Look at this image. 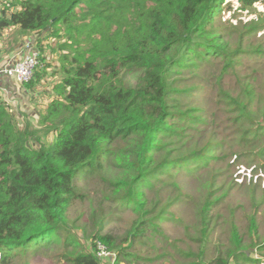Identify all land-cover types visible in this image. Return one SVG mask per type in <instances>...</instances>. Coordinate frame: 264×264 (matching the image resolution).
<instances>
[{"label": "trees", "instance_id": "16d2710c", "mask_svg": "<svg viewBox=\"0 0 264 264\" xmlns=\"http://www.w3.org/2000/svg\"><path fill=\"white\" fill-rule=\"evenodd\" d=\"M239 2L242 9L264 4V0ZM4 3L0 32L11 26L24 34L48 29L38 44L56 38L62 41L58 48L63 53L58 59V98L50 101L46 113L39 114L36 126L21 124L0 98V264H7L10 254L27 256L56 248L63 264H102L95 255L98 243L109 252L116 251L117 264L128 262L130 254L124 245L132 248L141 242L163 211L158 204L150 205L143 191L154 187L160 171H170L165 165L178 163L180 167L184 160H154V155L164 152L155 142L157 135L171 130L165 124L167 103L177 91L168 77L190 65L197 48L208 56L226 53L210 38L209 26L227 0ZM38 48L42 51L41 44ZM35 72L24 85L30 93L40 77ZM133 73L138 74L135 86L124 80ZM239 107L248 108L250 115L251 106ZM249 122L253 126L254 119L243 121L247 125ZM254 131L249 129L248 135ZM253 137L249 140L252 144L257 139L264 142V127ZM132 139L121 161L127 170L126 180L109 181L114 188L109 189L108 197L121 202L130 199L127 209L135 218L122 239L97 230L86 247L82 244V240L88 241L84 234L78 238L67 224L69 206L83 198L77 181L101 175L113 153L112 143ZM260 148V156H264V147ZM211 209L208 205L201 212L203 235L208 230ZM113 217L108 215L106 219ZM251 228L256 227L251 224ZM235 243H240L237 238ZM231 256L234 259L239 255L233 252ZM215 263L228 261L217 258Z\"/></svg>", "mask_w": 264, "mask_h": 264}, {"label": "rangeland", "instance_id": "374dc122", "mask_svg": "<svg viewBox=\"0 0 264 264\" xmlns=\"http://www.w3.org/2000/svg\"><path fill=\"white\" fill-rule=\"evenodd\" d=\"M242 6L239 0H227L209 26L210 38L225 50L224 55L208 56L197 48L190 65L173 70L168 77L179 93L169 96L165 124L171 130L157 135L155 142L164 152L154 155V160H184L180 167L178 163L165 165L170 171H160L154 187L143 191L150 205L158 204L163 210L161 219L154 221L156 226L148 229L141 242L132 248L124 245L131 257L119 264H216L217 258L227 264H264V156H260L264 142H249L264 127V4ZM44 41L51 43L53 67L47 65L57 74L62 41ZM37 70L42 74L43 69ZM51 77L40 85V91L52 95L49 99L40 95L33 104L40 116L50 99L58 98ZM124 80L138 85V74ZM239 105L251 106L250 115L248 108ZM10 107L13 112L15 106ZM246 118L254 119L253 126L243 123ZM249 129L254 133L248 135ZM133 140L112 143L113 153L102 174L77 181L83 198L69 206L67 224L78 238L84 234L86 247L97 230L122 239L135 218L127 209L130 199L121 202L108 197L114 188L111 182L126 180L121 161ZM208 205L212 209L203 235L201 212ZM108 215L115 221H108ZM57 252L56 248L24 256L21 251L16 257L8 255L7 264H63ZM233 252L239 256L233 259ZM110 253L116 256V251Z\"/></svg>", "mask_w": 264, "mask_h": 264}, {"label": "crops", "instance_id": "0c3cea01", "mask_svg": "<svg viewBox=\"0 0 264 264\" xmlns=\"http://www.w3.org/2000/svg\"><path fill=\"white\" fill-rule=\"evenodd\" d=\"M6 1L9 2L10 0H3L0 2V10L4 5H7L4 3ZM44 34V32L24 34L17 26L8 27L0 32V68L11 67L20 61L24 55L32 52L38 54V59L41 58L37 69H43V71L42 74H40L38 70H36L35 73H39L40 77L35 81L31 93L26 90L24 85L18 84L14 79L4 76L0 77V98L5 100L8 106H15L13 112L19 117L21 124L28 122V120L36 123L40 111H36L33 104L38 102V97H40V95H43L48 99L52 95V92H45L46 90L41 92L40 85H42L51 74V78L53 79L51 84L55 85L59 82V77L55 73L56 70L55 68H52L53 64L49 61V48L51 43L41 40L40 44L42 51L38 48L40 45L38 44V41L44 36ZM47 64L52 65V67ZM51 100L52 99H50V101ZM103 264H110V260H106Z\"/></svg>", "mask_w": 264, "mask_h": 264}, {"label": "built area", "instance_id": "2783aa9c", "mask_svg": "<svg viewBox=\"0 0 264 264\" xmlns=\"http://www.w3.org/2000/svg\"><path fill=\"white\" fill-rule=\"evenodd\" d=\"M3 0H0L2 2ZM39 67L38 54L35 52L24 55L20 61L11 67L0 68V77L4 76L10 79H14L20 85L28 84L34 75V72ZM96 257L100 262L110 260V264H115V256L110 253L106 247L100 243L96 245Z\"/></svg>", "mask_w": 264, "mask_h": 264}, {"label": "water", "instance_id": "95a60500", "mask_svg": "<svg viewBox=\"0 0 264 264\" xmlns=\"http://www.w3.org/2000/svg\"><path fill=\"white\" fill-rule=\"evenodd\" d=\"M48 31V29H46L44 32Z\"/></svg>", "mask_w": 264, "mask_h": 264}]
</instances>
